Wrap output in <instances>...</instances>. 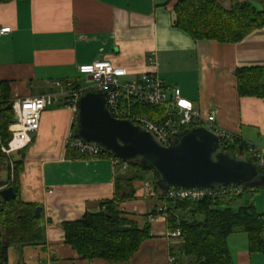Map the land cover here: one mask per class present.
<instances>
[{
	"label": "crops",
	"instance_id": "0c3cea01",
	"mask_svg": "<svg viewBox=\"0 0 264 264\" xmlns=\"http://www.w3.org/2000/svg\"><path fill=\"white\" fill-rule=\"evenodd\" d=\"M166 1L0 0V27H11L0 36V81L8 82L11 98L52 91L58 99L41 113L31 143L11 154L23 157L18 197L41 207L43 240L10 245L7 264H179L169 262V247L177 240L167 235L170 229L157 196L147 191L149 173L134 183L135 196L119 204L139 227L150 224L151 237L127 262L82 259L63 239L61 222L97 212L101 201L114 196L117 172L111 157H66L65 138L75 115L64 105L62 93L67 81L87 89L79 82L80 64L107 59L124 68L130 80L154 72L203 114L212 111L219 127L251 143L264 157V101L240 96L234 76L238 67L264 66V25L233 43L195 40L173 26ZM244 1L220 3L229 9ZM249 1L258 11L264 8V0ZM227 246L234 264H264V255L248 252L244 232L229 234Z\"/></svg>",
	"mask_w": 264,
	"mask_h": 264
},
{
	"label": "trees",
	"instance_id": "16d2710c",
	"mask_svg": "<svg viewBox=\"0 0 264 264\" xmlns=\"http://www.w3.org/2000/svg\"><path fill=\"white\" fill-rule=\"evenodd\" d=\"M168 3L173 11V26L195 40L233 43L264 25V8L256 10L249 0L234 3L229 9L223 7L220 0H167L164 5ZM234 76L240 96H255L264 101L263 65L238 67L234 70ZM11 100L8 82L0 81V145H7L10 137L8 126L13 120ZM135 109L159 120L166 107L137 105ZM227 150L245 154L242 144L228 145ZM65 153L70 158L88 157L70 147H66ZM95 156L115 159L110 152ZM255 162L264 174V164ZM22 165L23 157L14 158L11 155L9 158L0 149V173H6V178L0 180V187H12L15 192V198L11 200L0 196V264H7L6 251L10 245H36L43 240L40 215L35 216L34 211L38 205L23 202L18 197ZM127 165L128 168L120 172V166L116 164L114 196L101 201L100 210L85 211L77 219L61 222L65 243L80 258L124 263L137 251L142 241L151 237L148 222L139 227L133 219L125 217L119 208L120 203L135 196L134 183L144 180L145 173L151 175L150 193L157 196L168 228L177 227L180 230V237L169 247V254L174 258L172 263L234 264L227 246V236L240 232L247 235L250 254L264 255V211L258 212L251 201H245L235 208L234 203L240 196H224L214 200L203 197L195 201L167 198L166 191L156 184L151 168L139 162ZM255 188L264 189V183L253 186L252 192Z\"/></svg>",
	"mask_w": 264,
	"mask_h": 264
},
{
	"label": "built area",
	"instance_id": "2783aa9c",
	"mask_svg": "<svg viewBox=\"0 0 264 264\" xmlns=\"http://www.w3.org/2000/svg\"><path fill=\"white\" fill-rule=\"evenodd\" d=\"M10 31L11 27L8 25L1 26L0 36ZM78 72L90 76L92 90L96 89L105 92L106 108L109 109L115 118H128L135 124H139L156 136L163 145L169 143L174 132L201 125L206 129L213 130L217 135L219 139L218 148L220 150L223 148L227 149L228 145L237 146V144H242L245 148V155L259 164H264V157L260 150L256 149L251 143L242 141L238 135H234L219 127L212 111L203 114L182 97L179 88L165 85L154 72L145 73L130 80L126 78L127 72L124 68L114 67L107 59H96L91 63L80 64L78 65ZM54 83L56 86L61 85L59 81H54ZM67 83L68 88L62 93L65 96L64 105L68 106L75 115V104L79 99V95L86 88L76 87L70 81H67ZM57 100L56 93L52 91L31 97L12 98L10 106L13 112V120L8 126L10 137L7 145H0L1 151L7 157L10 158L13 152L22 150L31 143V134L39 129L41 113ZM137 105H165L166 110L161 118L156 120L135 109ZM65 139L67 147L87 156L100 155L106 152L97 144L75 139L72 131L67 133ZM113 163L120 165L121 172L128 168L126 162H122L117 158L113 159ZM147 190L151 192V185L147 187ZM247 192L252 196V189H245L242 185H225L224 187L210 190L203 188H168L166 197L193 201L203 197H211L214 200L231 195L241 197ZM167 235L177 240L181 234L179 228L176 227L170 229ZM173 259L170 255L169 262Z\"/></svg>",
	"mask_w": 264,
	"mask_h": 264
},
{
	"label": "water",
	"instance_id": "95a60500",
	"mask_svg": "<svg viewBox=\"0 0 264 264\" xmlns=\"http://www.w3.org/2000/svg\"><path fill=\"white\" fill-rule=\"evenodd\" d=\"M90 79V76H88ZM105 92L85 89L75 104L72 135L97 144L122 162L151 168L158 187L218 189L225 185L248 188L264 183L258 164L245 154L219 149V139L201 125L174 132L163 145L152 133L128 118H115L106 108ZM6 200L15 198L12 187L0 189ZM41 207L34 209L35 216Z\"/></svg>",
	"mask_w": 264,
	"mask_h": 264
},
{
	"label": "rangeland",
	"instance_id": "374dc122",
	"mask_svg": "<svg viewBox=\"0 0 264 264\" xmlns=\"http://www.w3.org/2000/svg\"><path fill=\"white\" fill-rule=\"evenodd\" d=\"M79 82L81 83L82 86H87V87L92 86V82L86 79L85 74H82L79 76ZM5 178H6V173L5 172L0 173V180L5 179ZM245 201H251L252 203H254L256 210L258 212L264 211V189L255 188V191H253L252 196H250L249 192L245 193L239 198L238 202H236L235 205L243 204L245 203ZM158 204L160 203L158 202ZM236 234H239V233H236ZM229 245L230 247H233L232 244L229 243Z\"/></svg>",
	"mask_w": 264,
	"mask_h": 264
}]
</instances>
